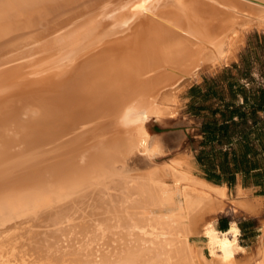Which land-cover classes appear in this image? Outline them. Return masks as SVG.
<instances>
[{
  "label": "bare ground",
  "instance_id": "6f19581e",
  "mask_svg": "<svg viewBox=\"0 0 264 264\" xmlns=\"http://www.w3.org/2000/svg\"><path fill=\"white\" fill-rule=\"evenodd\" d=\"M252 27L264 0H0V264H228L217 249L240 228L205 221L223 186L182 157L158 175L115 166ZM258 251L264 264V237Z\"/></svg>",
  "mask_w": 264,
  "mask_h": 264
},
{
  "label": "rangeland",
  "instance_id": "374dc122",
  "mask_svg": "<svg viewBox=\"0 0 264 264\" xmlns=\"http://www.w3.org/2000/svg\"><path fill=\"white\" fill-rule=\"evenodd\" d=\"M242 40L235 51V58L228 65L220 66L212 72H203L200 80H191L192 82H183L179 85L180 87L176 91L177 102L174 103L177 106L176 115L162 117V120H156L155 117L151 116L145 120L143 130L148 139L145 146L134 142L135 138L138 137L135 130L129 134L128 137L132 138L120 152L119 163L115 166L117 170L131 176L133 174L141 176L158 175V170H165L164 168H168L177 158L182 157L192 162L194 174L205 178L198 154L202 149H209V146H203L201 143V126L204 121L210 119L211 111L207 107L209 105L214 107L215 100H201L202 98L197 92L190 93V88L194 85H200L204 91L203 81H218L223 87H225L226 81L233 79L240 83L246 81L264 83V29L258 27L247 29ZM245 65H249V75H245L243 72ZM192 102L194 105H191ZM218 161L219 158L216 159V162ZM169 175L168 173L164 174L166 176L164 182L168 186H175L176 176ZM252 183L253 179L250 176L244 177L243 185L245 187L252 186ZM185 185L188 184L183 182L179 185L181 193H185ZM228 193V197L222 199H225L226 204H223L222 208L206 214L205 221L213 223L214 220L226 216L232 221L230 226L236 222L238 224L243 223L244 229L240 228L237 239L238 245L233 251L225 252L217 249V253L228 264H257L261 260L258 250L264 237L263 226L258 219H249L237 211L242 209L237 205L235 206L232 202L233 199L229 197L235 193V184L230 186ZM245 193L243 196L250 197V190ZM228 201L234 205L233 208L228 206ZM242 211L245 212V210ZM212 225L214 226V224ZM202 235L200 232L194 236L195 238L191 237V240L197 241L204 253L207 254ZM229 236L232 237L231 234Z\"/></svg>",
  "mask_w": 264,
  "mask_h": 264
},
{
  "label": "trees",
  "instance_id": "16d2710c",
  "mask_svg": "<svg viewBox=\"0 0 264 264\" xmlns=\"http://www.w3.org/2000/svg\"><path fill=\"white\" fill-rule=\"evenodd\" d=\"M243 72L250 74L249 65H245ZM203 86L204 91L200 85L192 86L190 93L197 92L201 100H215L214 107H207L211 111L210 119L201 126V143L210 146L198 154L205 177L220 184L223 177L230 175L233 178L237 172L260 173L264 168V157H260L264 152V83H240L233 79L226 81L225 87L218 81H203ZM233 143L237 144L236 149H232ZM215 145L220 148L215 150ZM224 146L230 147L231 151L228 148L223 150ZM229 153L231 157H228ZM217 155H221L219 164L215 162ZM226 220L224 218L222 222ZM238 226L244 229L243 223ZM227 229L219 228L220 231Z\"/></svg>",
  "mask_w": 264,
  "mask_h": 264
},
{
  "label": "crops",
  "instance_id": "0c3cea01",
  "mask_svg": "<svg viewBox=\"0 0 264 264\" xmlns=\"http://www.w3.org/2000/svg\"><path fill=\"white\" fill-rule=\"evenodd\" d=\"M245 85L247 87L249 84L246 83ZM240 101H241V98H240ZM201 134H202V132H201ZM201 138L203 139V134H202ZM231 147H232V149H236L237 148V144L236 143H233ZM209 148H210V146H209ZM219 148L220 147L217 146V145L214 146V149L215 150H218ZM226 148H228L231 151V148L230 147H227V146H224L222 149L224 150ZM217 156H218V158L220 160L221 155H217ZM228 157H231V153H229ZM260 157H264V152L262 153V156H260ZM219 162L220 161H218L216 163L219 164ZM217 167H218V165H217ZM255 171L258 172V169L255 170ZM247 176H250L253 179L252 186H250V187H245L243 185V179H244V177H247ZM204 179H206L207 181H210V182L214 183L213 181L208 180L206 177ZM214 184H216V183H214ZM221 184L222 185H225L227 187V191H226V187L223 186L225 188L226 197H228L227 193L229 192L230 186L232 184H235V193L232 196H229V197L233 199L232 202L235 204V206L237 205L239 208H241V206H239L238 204H239L241 198L243 197L242 195H239V190H238L239 189V186L242 187V188H244L245 192L247 190H250V197L252 199L257 200V202H259L258 203L259 204L258 210L256 212H253V213L248 212V211H245L244 212L242 210H245V209L242 207L241 208L242 210H237V211L241 212L244 216H246L249 219H258L259 222L262 224L263 229H264V168H261L260 169V173L254 172V173H250L249 175H247V174H244L242 172H237V173H235V175H234L233 178H232V176L227 175V176L223 177L222 182H220V186H222ZM226 197H225V199H226ZM225 199L223 200L224 204H226ZM228 203H229L228 206H230V207L234 206L231 203V201H228ZM233 211L237 212L234 209H233ZM224 218H226L227 220L224 221V222H222V219H224ZM231 222H232L231 220H229L226 216H224V217L218 218L217 220H214L213 224H214V227L217 228V229H219V228H225V229H227V228L230 227ZM236 224L238 225L237 222H236Z\"/></svg>",
  "mask_w": 264,
  "mask_h": 264
}]
</instances>
